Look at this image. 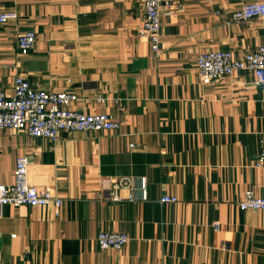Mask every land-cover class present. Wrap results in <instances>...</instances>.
<instances>
[{"label": "crops", "instance_id": "1", "mask_svg": "<svg viewBox=\"0 0 264 264\" xmlns=\"http://www.w3.org/2000/svg\"><path fill=\"white\" fill-rule=\"evenodd\" d=\"M249 1L164 0L154 56L139 34L140 0H0L17 13L0 24V89L12 94L20 74L118 121L56 141L0 128V183L30 154L29 183L63 198L58 212L0 207V264H264L263 213L237 205L247 189L264 195V94L250 70L201 82L195 66L204 49L240 58L264 41V17L225 22ZM26 30L35 43L22 53ZM99 231L128 241L102 249Z\"/></svg>", "mask_w": 264, "mask_h": 264}, {"label": "built area", "instance_id": "2", "mask_svg": "<svg viewBox=\"0 0 264 264\" xmlns=\"http://www.w3.org/2000/svg\"><path fill=\"white\" fill-rule=\"evenodd\" d=\"M164 0H140L142 21L139 34L147 36L154 56L161 54L163 45L160 36L162 4ZM218 13V11H215ZM255 17H264V0L243 2L235 9L231 21H245ZM17 19L13 10L0 11V24ZM16 43L22 53L29 51L35 43V33L26 30L17 35ZM198 79L201 82L222 79L240 70L253 73L252 88L264 94V41L255 49L243 53L237 58L228 49H204L195 57ZM79 96L67 90H45L34 87L23 75H16L12 94L0 89V128L26 133L33 137H44L51 141L58 140L61 131H110L118 126V121L110 113L86 112L75 107ZM96 100L101 101V97ZM133 146L132 143L129 144ZM32 155H21L16 159L14 178L11 183H0V207L3 205H28L31 207L51 205L56 212L63 203V198L51 186L37 188L30 184L27 176ZM264 162V134L260 138V152L257 165ZM120 182L113 183L112 199L120 200L115 190ZM144 185V183H143ZM174 195L163 194L159 202H175ZM240 209L260 210L264 217V195H254L247 189L237 202ZM264 228V225H263ZM97 244L102 249H119L128 241L124 232L99 231ZM199 264V263H195ZM203 264V263H200Z\"/></svg>", "mask_w": 264, "mask_h": 264}]
</instances>
